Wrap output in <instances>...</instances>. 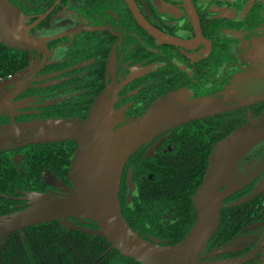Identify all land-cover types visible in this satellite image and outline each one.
I'll return each instance as SVG.
<instances>
[{
  "label": "flooded vegetation",
  "instance_id": "flooded-vegetation-1",
  "mask_svg": "<svg viewBox=\"0 0 264 264\" xmlns=\"http://www.w3.org/2000/svg\"><path fill=\"white\" fill-rule=\"evenodd\" d=\"M1 14L8 30L26 39L28 49L0 44L25 59L20 71L0 82L29 72L0 90V100L8 98L11 105L0 111V118L7 117L0 126L9 124V109L15 110V123L64 119L83 124L103 94L112 101L113 112L122 114L117 127L142 117L169 95L172 111L189 110L206 99L232 107L163 130L136 152L144 151L148 158L168 134L191 131L188 125L194 123L215 126L217 119V126H233L234 131L248 123L257 129L264 122V99L246 104L264 96V0H4ZM64 143L72 142L42 145ZM30 146L41 145L0 153L20 161L23 153L17 151ZM45 174L54 176L45 169L40 174L42 192L37 193L56 192L45 185ZM263 177L264 140L225 178L220 191L237 186L222 202L225 210L244 206L231 211L222 231L218 225L216 238L214 234L199 256L201 263L251 255L244 264L260 263L264 217L248 201L264 194L254 196ZM66 180L57 181L70 187L68 175ZM132 187L129 198L136 192ZM18 192L9 198L21 202L22 210L27 203L19 200Z\"/></svg>",
  "mask_w": 264,
  "mask_h": 264
},
{
  "label": "water",
  "instance_id": "water-1",
  "mask_svg": "<svg viewBox=\"0 0 264 264\" xmlns=\"http://www.w3.org/2000/svg\"><path fill=\"white\" fill-rule=\"evenodd\" d=\"M3 4L4 0H0V44L27 50L26 39L14 36L5 25L1 14ZM28 72L26 69L12 79L0 82V90L16 83ZM172 96L158 100L142 117L120 127L117 126L122 121V114L113 112L112 101L107 102L105 94L93 105L83 124L64 119L15 123V110L9 109V124L0 126V152L62 142L74 143L76 150L68 170L70 187L45 174L42 176L45 185L56 192H18L19 200L27 203L26 208L0 216V251L12 233H18L25 242V229L57 222L64 230L105 240L110 250L139 264H244L249 261L254 255L217 263H201L199 256L218 228L222 202L237 191V186H228L220 191L224 180L234 165L264 140V122L257 129H252L248 123L216 144L209 155L202 183L192 198L196 219L183 241L173 246L144 241L124 221L118 201V186L128 159L167 128L218 115L232 108L217 99H206L189 110L172 111L168 105ZM263 99L264 96L257 97L246 104ZM5 106L11 107L8 98L0 100V111ZM254 191V196L264 192V177ZM3 198L15 200L7 196ZM72 220L81 224L90 221L96 229L81 227ZM262 247L264 229L258 249ZM259 264H264V249Z\"/></svg>",
  "mask_w": 264,
  "mask_h": 264
},
{
  "label": "trees",
  "instance_id": "trees-1",
  "mask_svg": "<svg viewBox=\"0 0 264 264\" xmlns=\"http://www.w3.org/2000/svg\"><path fill=\"white\" fill-rule=\"evenodd\" d=\"M24 65L22 56L0 46V80L15 75ZM6 118H0V125L7 122ZM216 123L217 119L215 126L188 125L191 131H175L171 137L168 134L155 155L145 158V152L140 151L127 161L120 177L118 201L124 221L142 240L173 246L190 232L196 219L192 198L202 183L209 155L235 128ZM168 143L173 147L170 151ZM74 150L73 143L25 147L17 151L23 153L20 161H13L11 153H0V216L22 208L21 202L3 196L15 198L18 191L42 192L40 174L45 169L66 183ZM129 181L136 188L131 198ZM250 200L252 211L264 217V194ZM243 206L225 210L222 205L218 231L226 226L231 211ZM89 223L80 226L96 228ZM24 238L25 242L18 233L9 236L0 251V264H139L110 250L105 240L64 230L57 222L29 227L24 230Z\"/></svg>",
  "mask_w": 264,
  "mask_h": 264
},
{
  "label": "rangeland",
  "instance_id": "rangeland-1",
  "mask_svg": "<svg viewBox=\"0 0 264 264\" xmlns=\"http://www.w3.org/2000/svg\"><path fill=\"white\" fill-rule=\"evenodd\" d=\"M130 189L129 190H131V189H134L133 187H132V184H130V186H128Z\"/></svg>",
  "mask_w": 264,
  "mask_h": 264
}]
</instances>
